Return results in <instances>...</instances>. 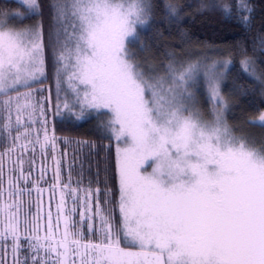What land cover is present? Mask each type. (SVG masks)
<instances>
[{
    "label": "snow or ice",
    "instance_id": "obj_1",
    "mask_svg": "<svg viewBox=\"0 0 264 264\" xmlns=\"http://www.w3.org/2000/svg\"><path fill=\"white\" fill-rule=\"evenodd\" d=\"M18 3L25 11L0 9V112L7 113L0 130L4 138L17 130L12 147L3 153L9 158L21 136L30 135L29 125L36 123L34 93L43 89L31 85L47 78L42 25L24 29L8 25L11 16L38 15L39 2ZM209 7H219L225 15L232 10L229 4H201L202 9ZM50 8L54 26L49 34L50 54L58 85L53 116L66 113L76 121L93 114L107 116L98 127L128 146L117 148L119 224L113 210L104 215L97 206L100 223L98 227L89 224L88 233L98 239L85 241L82 230H73L72 216L65 214L62 194L56 228L49 213L44 236L38 234L40 217L29 220L25 214V225H32L24 236L29 253H35L32 264H264V146L237 136L227 124V104L219 94L214 71L205 73L214 102L212 118L205 119L188 89L198 64L178 69L171 57L164 74H157L151 64L146 73L128 51L127 43L138 38L137 27L151 19V0H51ZM165 10L171 21L181 18L179 5L171 0ZM247 10L238 0L237 11ZM240 18L245 24L249 21L248 16ZM241 63L245 72L264 84V74L256 75L252 58ZM65 83L72 99L65 92L61 108L59 93ZM39 114L45 117L43 100ZM43 122L46 125L47 120ZM249 123L264 126V112ZM56 139L45 127L43 140L37 135L36 143L42 148L51 143L54 148ZM147 162L155 166L144 174L142 166ZM8 184L10 203L4 200L0 183V215L4 217L0 239H12L13 250L18 251L22 197L30 195V190L11 178ZM84 220L81 212V225Z\"/></svg>",
    "mask_w": 264,
    "mask_h": 264
},
{
    "label": "trees",
    "instance_id": "obj_2",
    "mask_svg": "<svg viewBox=\"0 0 264 264\" xmlns=\"http://www.w3.org/2000/svg\"><path fill=\"white\" fill-rule=\"evenodd\" d=\"M38 2L40 5L39 14L26 15L22 18L21 23L39 20L42 25L43 42L46 46L45 71L47 78L32 84L31 88L43 89L34 93L35 101L38 98L41 101L44 96L43 105L46 110L51 109L52 133L57 139L55 147L52 148V157L49 155V158L20 159L23 164L19 176L23 173V177H27V180L22 176L19 178L20 187L30 190V195L25 194L22 197L25 202L20 216L22 247L20 250L14 251L12 239L7 242L0 239V264H18V262L23 264L26 257L27 264H32L31 255L35 253H29L27 241L24 239L26 229L32 225H25L24 220L26 213L29 220L40 213L37 212L34 205V189L48 187L52 195H50V201L56 200V203L53 202L49 205L51 216L53 214L52 224L55 221L57 224V206L60 204L63 194L65 214L72 216L76 225V229L73 230H82L85 241L98 239L95 235L88 233L89 224L99 226L100 221L96 215L97 206L104 215H108L110 209L113 210L117 225L120 220L118 173L113 139L101 132L96 115L81 121L68 119L64 116L60 118L53 116L56 91L49 44V34L53 31L51 0H38ZM168 2L169 0H151L153 4L151 19L148 25L138 29V38L127 43L128 51L134 54L135 60L145 65L151 61L158 65L168 63L171 57H175L177 62L183 63L208 58L223 60L221 95L227 104V123L237 136L246 137L256 147L264 146V126L258 123H249L250 120L258 118L260 113L264 112V84L245 72L241 63L246 57L252 58L255 61L253 68L256 75L264 74V50H262L264 45L261 44V40L264 39V0H243L249 9L243 12L237 11L238 0H171L180 8L181 18L178 22L171 21L167 16L165 4ZM201 4L218 6L229 4L232 5L231 14L225 15L219 7L202 9ZM0 9L9 12L25 11L24 6L20 5L18 0H0ZM241 15L249 17L247 24L242 21ZM225 62H228L227 68L224 67ZM252 70L249 69V71ZM24 89L20 88L19 91ZM197 100L201 112L204 115L210 114L209 100L201 82H199ZM39 102L36 103L39 105ZM3 122L2 113L0 114V125ZM16 131L13 129L11 135ZM4 137L5 134L0 130V159L5 157L3 153L6 149L11 148L13 143L10 141L11 136ZM32 162L38 163L41 167L34 171L30 165ZM54 162L56 166H54ZM47 166H51L52 169H47ZM15 170L13 168V171ZM56 171L57 173L53 175L52 172ZM42 174H46V176ZM50 179L54 181L51 180V182ZM66 185L67 187H65ZM7 195L8 191H4L3 198L8 199ZM106 200L109 203H105ZM88 204L91 212L87 209ZM74 207L76 211L72 213L71 209ZM81 212L85 215L82 225ZM89 217L91 219H88ZM40 218L46 219L47 214H43ZM39 224H41L40 219ZM43 227L48 230L47 225ZM55 228L56 226H54ZM42 230L40 228L38 233L40 236H42ZM63 230L64 226L61 220L59 224L61 236ZM122 246L128 247L123 243Z\"/></svg>",
    "mask_w": 264,
    "mask_h": 264
},
{
    "label": "rangeland",
    "instance_id": "obj_3",
    "mask_svg": "<svg viewBox=\"0 0 264 264\" xmlns=\"http://www.w3.org/2000/svg\"><path fill=\"white\" fill-rule=\"evenodd\" d=\"M22 18H24V17H16V16L10 17L8 19V25L9 26H15V28H17V29H24V28H28L30 26L36 25L37 23H40L39 20H37L35 22H24V23H21ZM52 27H54L53 26V22H52ZM139 28H140V26L137 27V31H138ZM223 62H224L223 60H220V59H217V58H208V59H202V60H197V61H188V62H184V63L181 62V61H179V62L176 61V66H177L178 69H180L181 66L186 67L190 63L198 64L199 67H198L197 76H196L194 81H192V82H190L188 84V89H189V91H191L194 94L195 106L197 108H199V105H198V102H197L198 101L197 100V92H198L199 82L202 83V86H203V88L205 90L206 96H207V98L209 100V104H210V114L204 115L205 119H211L212 118L211 110H212V108L214 106V102L210 99V92H209V89H208V84H207V81H206L205 73L207 71H209V70L214 71V73L216 74L217 83H218V86H219V94H220V96H222L221 95V74H222V71L224 70L223 69ZM149 64H151L153 66V68H154V70H155V72L157 74H161L162 75V74H164L165 66L168 63H163V64L161 63V65H158V63H155V62L151 61L149 63H146V65L145 64H141L142 69L146 73L149 72V70H150L149 67H148ZM54 85H55V91H56L55 109H54V112H55L56 111V104H57V95H58V93H57L58 85H57L55 77H54ZM24 91H27V90L24 89L21 92H24ZM65 92L68 93L67 99L71 100L72 99V93H71V89L69 88L67 83L62 85L61 91L59 93V102H60L61 108H63V103L65 101ZM12 94L15 95V93H12ZM42 100L45 101L44 96H42ZM47 100H48V97H47ZM34 101H35V97H34ZM39 101H40V99L38 98V100L35 101V102H39ZM50 111H51V109H49V108H48V110L45 109V117L41 118L40 114H39V105L37 104V116H36L38 118L37 120L41 119L42 125H45L44 122H43L44 119L47 120L46 125L48 126V129H47L48 134L52 133L51 120H50V116H51ZM0 114H2V112H0ZM6 115H7V113H3L4 117ZM93 115H95V114H93ZM63 116L67 117V114L64 113L61 116H57V117L60 118V117H63ZM88 117H90V116H88ZM88 117H86V118H88ZM224 117H225V120H226V111L224 112ZM11 118H12V121L14 123L15 119H16L15 110L11 113ZM86 118H84V119H86ZM96 118H97V123L99 125L101 121L106 120L108 117L107 116H103V115H96ZM72 119L75 120L74 118H72ZM84 119H82V120H84ZM25 120H27L26 116H25ZM79 121H81V120H79ZM226 122H227V120H226ZM49 130H50V132H49ZM100 130H101V132L104 135H107V136L111 137L113 139V141H114L115 152H116V167H117V148L119 147V148L123 149V148L127 147L128 145L125 144V143H122V142L118 143L116 138H115V136L112 135L110 132L109 133H105L102 129H100ZM47 147L53 148L52 144H50V143L47 145ZM6 157H8V158H6ZM0 160H2V171H3V176H2V178H0V183H2L3 190L4 191H9V187H10L9 184H8L9 178L12 179L14 184H16V185H18L20 187V180H19V178H21V176H19V172L20 171L19 170H17V172H16V170L13 171V168H15L16 165L18 166V159L16 160L14 158H9V156H5V157H3V159H0ZM54 166H56L55 162H54ZM154 166L155 165L152 162H147L146 164H144L142 166V170H143L144 174L151 173L152 168ZM55 173H57V171L56 172H52L53 175ZM42 175L46 176V174H42ZM51 180L54 181L53 179H50L49 181H51ZM54 184H56V183H54ZM118 185H119V182H118ZM34 190H35V192H34L35 193V197H34L35 198V200H34L35 203H34V205L36 207L37 212L38 211L40 212L38 216L42 217L43 214L49 215V213H51V209H50V206H49L50 203H53V202L56 203L55 199L52 200L53 202L50 201V195H51L50 194V189L48 187H46V188L42 187V188L34 189ZM4 191H3V193H4ZM6 194H7V192H6ZM7 197H8V195H7ZM4 200L8 201L9 203L11 202L9 197H8V199L6 198ZM86 203H88V202H86ZM87 209L89 210V212H91V208H90L89 204L87 205ZM3 219H4V217L2 215H0V221H3ZM40 220H41V224H40L41 227L40 228L43 229L41 232H42V236H44L46 234V232H47V229L45 230V228L43 226L44 225L48 226L49 216L46 219H43V218L41 219L40 218ZM51 220H53V219L51 218ZM53 225L56 226V221H55V223L52 224V226ZM0 226H1V229H2L3 223H0ZM69 264H71L70 261H69Z\"/></svg>",
    "mask_w": 264,
    "mask_h": 264
},
{
    "label": "crops",
    "instance_id": "obj_4",
    "mask_svg": "<svg viewBox=\"0 0 264 264\" xmlns=\"http://www.w3.org/2000/svg\"><path fill=\"white\" fill-rule=\"evenodd\" d=\"M29 127L31 129L30 135H27V136H23L22 135L21 139L19 140V142H18V144H17V146L15 148V151L10 154V158H14L16 160L18 159V166L15 164L16 165L15 169L19 170L20 172H22L21 171L22 168H21L20 159H22V158L23 159L24 158L25 159H34V158H39L40 159V158H43V157L49 158V155H51V157H52V154H53V149L52 148H49L47 146H46V148L45 147L42 148L40 144L36 143L37 135H39L41 140H43L45 127L48 129V126L47 125H42V121L40 119V120H37L35 124L29 125ZM18 131L23 133L24 132V128H20V129H18ZM16 132L13 135H11V139H10L11 142H12V137H14L16 135ZM49 132H50V130H49ZM52 135H53V133H51L49 136H52ZM29 140H31L30 144L28 143ZM25 144H27V148L22 147ZM30 165L32 166V169L34 171L41 167L36 162L30 163ZM47 169H52V167L51 166H47ZM48 216L49 215H47V217ZM52 216H53V214H52ZM52 216H51V218H52ZM52 222H53V220H52Z\"/></svg>",
    "mask_w": 264,
    "mask_h": 264
}]
</instances>
